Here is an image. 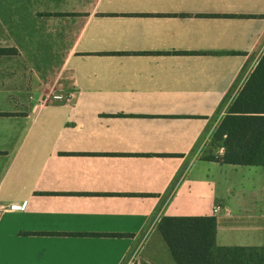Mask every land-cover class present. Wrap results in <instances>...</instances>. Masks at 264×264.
Returning a JSON list of instances; mask_svg holds the SVG:
<instances>
[{
  "label": "crops",
  "instance_id": "obj_1",
  "mask_svg": "<svg viewBox=\"0 0 264 264\" xmlns=\"http://www.w3.org/2000/svg\"><path fill=\"white\" fill-rule=\"evenodd\" d=\"M51 2L81 24L50 89L0 83V264H177L166 216L263 248L264 165L203 155L264 54V0Z\"/></svg>",
  "mask_w": 264,
  "mask_h": 264
},
{
  "label": "trees",
  "instance_id": "obj_2",
  "mask_svg": "<svg viewBox=\"0 0 264 264\" xmlns=\"http://www.w3.org/2000/svg\"><path fill=\"white\" fill-rule=\"evenodd\" d=\"M13 50L0 47V55ZM204 159L240 165H264V54L228 114L217 126ZM159 229L177 264H264V247H219L214 216H166Z\"/></svg>",
  "mask_w": 264,
  "mask_h": 264
},
{
  "label": "rangeland",
  "instance_id": "obj_3",
  "mask_svg": "<svg viewBox=\"0 0 264 264\" xmlns=\"http://www.w3.org/2000/svg\"><path fill=\"white\" fill-rule=\"evenodd\" d=\"M67 7L51 0H0V47L13 50L0 56V83L19 97L50 89L81 24Z\"/></svg>",
  "mask_w": 264,
  "mask_h": 264
},
{
  "label": "built area",
  "instance_id": "obj_4",
  "mask_svg": "<svg viewBox=\"0 0 264 264\" xmlns=\"http://www.w3.org/2000/svg\"><path fill=\"white\" fill-rule=\"evenodd\" d=\"M215 212H217L218 211V206H215ZM136 264H155V263H153V262H151V261H149V260H144V261H140V260H138L137 262H136Z\"/></svg>",
  "mask_w": 264,
  "mask_h": 264
}]
</instances>
